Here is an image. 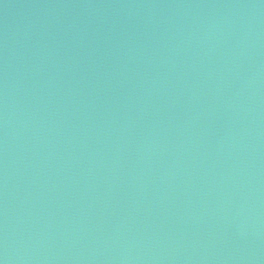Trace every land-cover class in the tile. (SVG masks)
I'll list each match as a JSON object with an SVG mask.
<instances>
[{
    "label": "water",
    "instance_id": "water-1",
    "mask_svg": "<svg viewBox=\"0 0 264 264\" xmlns=\"http://www.w3.org/2000/svg\"><path fill=\"white\" fill-rule=\"evenodd\" d=\"M0 264H264V0H0Z\"/></svg>",
    "mask_w": 264,
    "mask_h": 264
}]
</instances>
